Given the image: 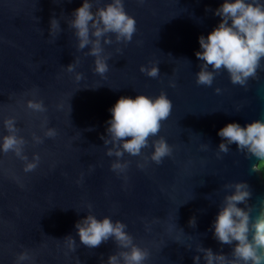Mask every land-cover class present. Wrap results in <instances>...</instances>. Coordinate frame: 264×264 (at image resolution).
<instances>
[{"label":"water","instance_id":"1","mask_svg":"<svg viewBox=\"0 0 264 264\" xmlns=\"http://www.w3.org/2000/svg\"><path fill=\"white\" fill-rule=\"evenodd\" d=\"M108 2H93L92 11ZM223 2L123 0L137 30L126 44L104 45L110 58L102 78L92 71L94 58L83 55L88 48L76 50L74 30L65 23L83 0L59 4L0 0V136L7 134L3 118L16 116L18 134L28 141L25 154L29 160L34 152L40 156L38 167L25 173L23 161L11 152L0 153V264H14L21 251L33 256L23 264L106 261L118 251L114 242L110 239L97 248H86L74 227L87 215V204L97 219L108 216L127 225L133 242L149 250L143 264H193L199 244L213 253L231 252L232 246L213 238L211 227L223 196L232 191L223 185L247 183L252 193L248 204L255 206L250 216H257L264 179L260 168L251 170L258 159L245 158L235 144L217 158V147L223 142L217 131L228 123L243 127L254 120L264 122V68L257 70L256 79L248 80L247 88L233 85L223 68L211 87L196 84L201 63L195 56L200 51L198 37L207 36L218 25L221 18L212 10ZM53 15L62 29L54 42L48 35ZM75 57L80 58L75 69L83 74L80 81L64 70ZM154 64L160 72L155 79L139 71L141 65ZM170 81L175 87H169ZM217 87L219 94L214 92ZM161 91L171 100L172 110L149 144L163 137L172 146L171 157L159 165L149 160L140 169L136 167L137 161L143 163L140 157L125 153L121 160L131 163L126 173L117 175L109 167L116 158L105 155L100 139L111 119L109 109L121 96L155 97ZM28 99L42 100L47 111L31 113L24 106ZM43 117L57 135L34 145L31 133L43 137L39 127ZM142 151L149 155L152 148ZM192 217L195 227L188 224ZM69 235L76 240L75 252H68L63 240ZM200 264H204L202 258Z\"/></svg>","mask_w":264,"mask_h":264},{"label":"clouds","instance_id":"2","mask_svg":"<svg viewBox=\"0 0 264 264\" xmlns=\"http://www.w3.org/2000/svg\"><path fill=\"white\" fill-rule=\"evenodd\" d=\"M60 2L62 0H53L56 4ZM93 2L99 4V0H83L82 5L72 11L70 19L65 23L69 29L74 30L76 50L88 48L83 55L94 58L92 71L103 78L109 70L106 61L110 58L105 54L104 45L130 42L137 30L136 21L125 12L123 0H110L102 7L97 6L95 11H92ZM138 2L143 3V0ZM212 11L221 19L207 36L198 37L200 51L195 52V56L201 63L199 71L195 73V82L197 85L211 87L215 75L223 68L233 85L247 88L248 80L256 79L257 70L264 68L261 64L264 58V0H224ZM61 32L60 23L53 15L48 27L52 42ZM116 51L119 53L120 49L117 48ZM79 63L80 58L75 57L72 63L64 66V70L72 73L76 81L83 79V74L75 71ZM139 71L153 79L160 75L156 64L141 65ZM169 87H175V83L170 81ZM214 92L219 94L221 89L217 87ZM31 95L35 96L36 92L33 91ZM24 106L33 114L47 111L43 101L39 99H28L24 101ZM171 110L172 102L163 91L155 97L138 94L135 98L121 96L117 99L109 109L111 119L106 121V135L100 136L105 146V155L116 158L109 166L112 172L117 175L126 173L131 161L121 160L125 153L140 157L143 163H136V167L140 169L149 160L159 165L165 157H171L172 146L163 137L152 139L151 145L149 144L150 138L156 137L160 132L161 122L168 118ZM47 124V117H43L39 125L43 137L31 133L34 145L42 144L44 138H54L57 135L55 128L47 127ZM2 125L7 134L0 136V153L11 152L24 162L25 173L34 171L40 163V156L34 152L29 160L25 154L28 141L18 134L21 129L16 126L17 117L3 118ZM217 135L223 141L217 147L218 159L222 158L221 153L227 154L230 151L229 145L235 144L237 151L242 152L245 158L251 156L258 159L259 162L252 166V171H258L259 166L264 163V122L261 120H254L243 127L238 123H228L217 131ZM108 145L111 146L107 147ZM149 146L152 151L149 155H144L142 150ZM206 147L207 145H201V148ZM223 188L232 191L223 196L211 227L213 238L221 245L232 246L231 252L213 253L210 248L199 244L195 248L198 255L192 257L193 264H200L201 258L204 264H264V199L259 201V214L250 216L255 206L248 204L252 195L249 185L241 181L226 183ZM238 204L245 207H237ZM91 207V204L85 205L87 215L78 220L74 227L80 244L86 248H97L110 239L114 242L118 251L108 255L106 261L101 258V264H143L149 258V250L133 242L132 235L126 231V224L119 220L113 221L108 216L97 219L91 214ZM188 224L195 227L196 218H190ZM63 240L68 252H75L76 240L70 235ZM185 248L190 249V246L185 245ZM32 259L33 256L28 251H21L16 254L14 264H23Z\"/></svg>","mask_w":264,"mask_h":264},{"label":"trees","instance_id":"3","mask_svg":"<svg viewBox=\"0 0 264 264\" xmlns=\"http://www.w3.org/2000/svg\"><path fill=\"white\" fill-rule=\"evenodd\" d=\"M260 170L262 171V177L264 179V163H262L260 166H259Z\"/></svg>","mask_w":264,"mask_h":264}]
</instances>
